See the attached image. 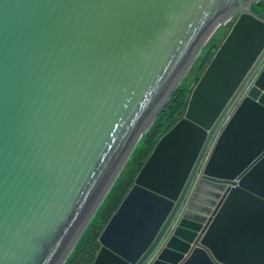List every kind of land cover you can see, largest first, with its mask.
<instances>
[{"label": "water", "instance_id": "1", "mask_svg": "<svg viewBox=\"0 0 264 264\" xmlns=\"http://www.w3.org/2000/svg\"><path fill=\"white\" fill-rule=\"evenodd\" d=\"M258 1L0 0V264L66 263L235 13L184 117L103 231L95 264H264Z\"/></svg>", "mask_w": 264, "mask_h": 264}, {"label": "trees", "instance_id": "2", "mask_svg": "<svg viewBox=\"0 0 264 264\" xmlns=\"http://www.w3.org/2000/svg\"><path fill=\"white\" fill-rule=\"evenodd\" d=\"M252 10L256 14L264 15V0L252 4ZM225 26L222 25L217 32L224 30ZM220 42L221 40H217L215 36L207 42L183 84L162 110L147 135L138 143L120 178L65 264H95L101 249L100 237L103 231L132 188L136 175L154 151L159 140L184 117L188 107V97L191 93L190 85L199 80Z\"/></svg>", "mask_w": 264, "mask_h": 264}, {"label": "clouds", "instance_id": "3", "mask_svg": "<svg viewBox=\"0 0 264 264\" xmlns=\"http://www.w3.org/2000/svg\"><path fill=\"white\" fill-rule=\"evenodd\" d=\"M252 4H254V3H252ZM252 4H251V8H252ZM256 14V13H255ZM237 15V14H236ZM257 15H259L260 16V19L264 22V15L263 14H257ZM236 18V17H235ZM234 21V20H233ZM233 21H232V23H233ZM228 23V22H227ZM232 23L230 24V27L232 26ZM227 25V24H226ZM217 32V31H216ZM215 32V33H216ZM214 33V34H215ZM214 36V35H213ZM212 36V37H213ZM225 37V36H224ZM223 40V39H222ZM222 40H221V42H222ZM221 42H220V44H221ZM219 44V45H220ZM219 47V46H218ZM218 49V48H217ZM216 49V50H217ZM216 52V51H215ZM200 56V55H199ZM213 57V56H212ZM196 62V61H195ZM264 62V58H263V60H262V62L260 63V65L262 64ZM195 64V63H194ZM208 66V65H207ZM193 67V66H192ZM258 69V68H257ZM257 69L253 72V74L251 75V78H250V80L247 82V84H246V87L244 88V90L242 91V93L239 95V97L237 98V100L234 102V104L232 105V107H231V109H230V111L227 113V116H226V118L224 119V123H225V121L227 120V119H229L230 118V116H231V113L232 112H234L235 110H236V108H237V106H238V104L240 103V101L247 95V93H248V91L250 90V88L252 87V85L254 84V81H255V79H256V77H257ZM190 72V71H189ZM203 74V73H202ZM189 75V74H188ZM187 78V77H186ZM200 79V78H199ZM190 95V94H189ZM209 154H210V151L208 150L207 151V153H206V155L204 156V158H203V160H202V162H201V164H200V166H199V168H198V172H201V174H200V176H198V175H196V177H195V179H194V185H196L200 180H201V178H202V176H203V171H204V168H205V165H206V162H207V160H208V158H209ZM198 172H197V174H198ZM78 244V243H77ZM77 246V245H76ZM102 246V245H101ZM101 250V249H100ZM100 252V251H99ZM154 257L152 256L146 263H144V264H153V262H154Z\"/></svg>", "mask_w": 264, "mask_h": 264}, {"label": "rangeland", "instance_id": "4", "mask_svg": "<svg viewBox=\"0 0 264 264\" xmlns=\"http://www.w3.org/2000/svg\"><path fill=\"white\" fill-rule=\"evenodd\" d=\"M236 17V13L233 15V17L231 18V20L228 21L227 25L224 27V30H219L218 32L215 33V38L217 40H222L224 38V36L227 34L228 30L230 29V24L232 23V21L235 19ZM196 83H192L190 85L191 90L192 87L195 85Z\"/></svg>", "mask_w": 264, "mask_h": 264}, {"label": "built area", "instance_id": "5", "mask_svg": "<svg viewBox=\"0 0 264 264\" xmlns=\"http://www.w3.org/2000/svg\"><path fill=\"white\" fill-rule=\"evenodd\" d=\"M200 174H201V172H198V174H197V175H198V176H200Z\"/></svg>", "mask_w": 264, "mask_h": 264}]
</instances>
